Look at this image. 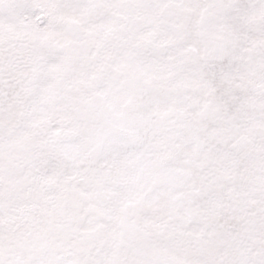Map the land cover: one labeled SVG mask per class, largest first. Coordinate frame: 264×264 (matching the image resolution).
<instances>
[{
	"label": "snow or ice",
	"instance_id": "1",
	"mask_svg": "<svg viewBox=\"0 0 264 264\" xmlns=\"http://www.w3.org/2000/svg\"><path fill=\"white\" fill-rule=\"evenodd\" d=\"M0 264H264V0H0Z\"/></svg>",
	"mask_w": 264,
	"mask_h": 264
}]
</instances>
